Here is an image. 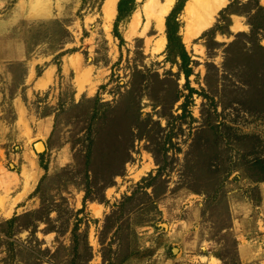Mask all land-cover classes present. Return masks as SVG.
I'll use <instances>...</instances> for the list:
<instances>
[{
  "label": "rangeland",
  "instance_id": "374dc122",
  "mask_svg": "<svg viewBox=\"0 0 264 264\" xmlns=\"http://www.w3.org/2000/svg\"><path fill=\"white\" fill-rule=\"evenodd\" d=\"M106 1L0 0V185L19 198L11 216L41 201L68 205L73 213L56 225L70 228L81 217L82 231L88 223L93 256L84 264H103L99 237L104 264H264V180L253 165L264 158V65L248 57L253 43L246 42L254 1L228 0L203 30L183 1L175 20L192 59L187 82L181 60L167 58L166 26L156 25L165 0H134L119 19V0L115 14ZM134 69L149 85L121 96ZM136 108L140 137L106 134L114 123H134ZM90 121L106 129L86 161ZM89 186L94 198L76 215ZM11 216L0 209V223ZM45 226L3 235L0 264H35L34 247L69 245V231L45 233ZM6 241L16 247L13 257ZM59 255L62 261L66 251Z\"/></svg>",
  "mask_w": 264,
  "mask_h": 264
},
{
  "label": "trees",
  "instance_id": "16d2710c",
  "mask_svg": "<svg viewBox=\"0 0 264 264\" xmlns=\"http://www.w3.org/2000/svg\"><path fill=\"white\" fill-rule=\"evenodd\" d=\"M184 0H180L177 7L173 8V10L170 12V14L166 17L165 26H166V38H167V58L176 59L179 58L181 60L179 64L180 71L184 74V77L186 79V82L188 81V77L191 73V67L189 66L192 62V59L190 58V55L187 53L184 43L182 41L181 35L178 33V21L175 20V14L178 12V9L182 8ZM253 8L250 9L248 7V10L246 12V15L248 17V23L250 25V36L249 40L251 45L253 43V47L247 49L249 53H247L248 57L251 59L256 58L257 60H261L262 64L264 65V45L260 43V32L264 36V6L260 4L259 0H249L248 2L253 3ZM134 3V0H119L117 2V19L125 15L126 13H129L132 10V5ZM247 5V3H246ZM231 6V3L226 7L229 9ZM230 10V9H229ZM226 20V18H224ZM219 27V25H217ZM115 24V29H116ZM262 29V30H261ZM116 32V31H115ZM118 35V33H116ZM119 36V35H118ZM254 37L257 39L255 40ZM119 38H121L119 36ZM255 41V42H254ZM232 44V43H230ZM230 55V50H227V56ZM135 71L131 75L130 80V87L127 93L121 94V96H124L126 94H129V92L133 93V88L138 87L139 83L143 81V84H146V86L149 85L147 79L145 78V74H141L140 69H134ZM139 74V75H138ZM194 89L192 87H189V91L192 92ZM98 98H94V105L98 103ZM120 101V96H119ZM116 104L119 102L116 101ZM100 105L111 107L109 103H99ZM113 107V106H112ZM94 109V108H93ZM139 108H136V114L134 115V123H128L124 124L125 127H122L123 129H118L120 126H118L116 123L112 124L111 127L107 129L106 134L114 133V136L120 138H129L130 140H133L135 137H140L142 132L138 133L136 128H141V122L140 115L141 112L139 111ZM96 111V107H95ZM98 112V111H97ZM102 115V114H101ZM98 119V118H97ZM118 123H120L121 118L117 119ZM101 127L100 129H94L91 121L89 123V132L87 134V137L89 138V144L87 147V151L85 152L86 161H89L93 155L94 147L96 145V140L98 138H101L104 135V130L106 129V126L103 125L105 122H99ZM121 128V127H120ZM115 140V139H114ZM130 154L129 151L124 152V162L128 160ZM93 158V157H92ZM254 167L258 169L259 172V178L257 180H264V158H258L256 161L253 162ZM43 168L46 169V166L43 165ZM111 172V175L108 179H112L113 175H116V173ZM151 179H154V177H151ZM106 184V182H104ZM147 186H151V180L146 183ZM92 189L89 186V190L85 192V195L83 197V205L81 208L77 209L74 214L78 215L82 210L84 209L86 199L94 198L92 197ZM89 191V195H88ZM126 199H129V196H127L123 201H121L120 204L117 206L119 207L118 210L121 211L124 205V201ZM67 204V203H66ZM54 206V205H53ZM49 206L48 204L44 203V201H41V204L38 208L25 211L22 214H14L10 218L5 219L3 222L0 223V238H5L4 236L10 237L14 236L15 233L21 230H28L30 235H33L40 222H43L46 224V226L43 228V232H55L56 235L64 234L66 231H69V245H63L59 244L56 246L53 250L49 248L48 246H45L44 248L40 247H34L32 252V258L35 262V264H40L41 261H49L52 264H84L87 261H89L93 254H92V248L91 245H89L88 241V223L85 221V228L81 231L79 224L82 221L81 217H75V221L73 222L72 226L69 228V225L67 226V222L63 221L59 225H56L58 221H60V217L62 214L66 215V217H69L70 214L73 213L72 209L68 207V205L63 208L59 209L58 207ZM58 206V205H57ZM60 206V205H59ZM52 211L56 212L55 217H51L50 213ZM115 211H112V213ZM97 221V220H95ZM110 223V215L105 216V221L103 224V230L105 229L106 225ZM100 244L103 245L101 248V255L103 264L108 259L106 256V252L104 250V243L105 241L103 238L99 237ZM7 242V248L6 250L9 251V256L13 257V255L16 253V247L13 244V241H6ZM108 248H110L109 243H107ZM15 247V248H14ZM60 250H65L66 255H64L62 258V261H60ZM45 256V259L42 257ZM110 258V257H109ZM60 261H58V260ZM108 264H114L112 260H108ZM31 261H27L26 264H30ZM235 264V263H233Z\"/></svg>",
  "mask_w": 264,
  "mask_h": 264
},
{
  "label": "bare ground",
  "instance_id": "6f19581e",
  "mask_svg": "<svg viewBox=\"0 0 264 264\" xmlns=\"http://www.w3.org/2000/svg\"><path fill=\"white\" fill-rule=\"evenodd\" d=\"M227 1L228 0H188L186 3V6H185V11L189 14V15L188 14L187 15L190 17H192L194 14L199 13L198 14L199 19L196 23L198 25V30H203L213 23L218 10L223 5H225ZM106 2H108V5L112 6L113 13L115 14L116 13L115 12V5H116L117 0H109ZM173 2H174V0H165V2L161 6H158L159 10H157L158 14L155 16V20H156V25H157L160 32H163V29L165 27V16H166V14H167V12H168V10H169V8ZM164 44H165V37L162 35L160 38V41L157 44L158 48L163 49ZM76 70H77V68H76ZM24 173L25 172H22V174H24ZM30 181L28 180V178H26V183H25V187H24L25 189H28ZM0 190H2L4 192V195L3 194L0 195V209L2 210L4 215L9 217L12 215L13 205L18 201L19 198H15V197L11 196V187H10V185H8L6 183L4 184V187H3V185H2V187L0 185ZM10 198L13 199L12 203L9 201Z\"/></svg>",
  "mask_w": 264,
  "mask_h": 264
},
{
  "label": "water",
  "instance_id": "95a60500",
  "mask_svg": "<svg viewBox=\"0 0 264 264\" xmlns=\"http://www.w3.org/2000/svg\"><path fill=\"white\" fill-rule=\"evenodd\" d=\"M34 149L36 151H40L41 149H44V144L41 140H38L34 143Z\"/></svg>",
  "mask_w": 264,
  "mask_h": 264
}]
</instances>
